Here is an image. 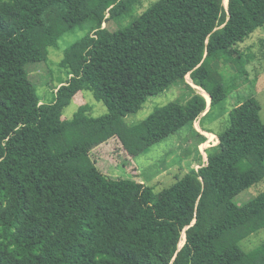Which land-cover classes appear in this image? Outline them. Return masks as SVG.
Here are the masks:
<instances>
[{"label": "trees", "instance_id": "16d2710c", "mask_svg": "<svg viewBox=\"0 0 264 264\" xmlns=\"http://www.w3.org/2000/svg\"><path fill=\"white\" fill-rule=\"evenodd\" d=\"M137 1L0 0V264H264V243L239 246L264 229V191L234 202L264 180V122L253 96L229 112L204 166L158 193L103 173L92 154L119 139L137 157L185 129L198 150L206 138L194 124L212 133L204 119L246 82L244 43L264 35V0H158L122 27ZM113 23L108 37L90 38ZM85 25L66 49L67 80L44 103L29 65ZM174 85L176 101L125 123ZM83 91L107 113L91 117L81 106L64 118Z\"/></svg>", "mask_w": 264, "mask_h": 264}, {"label": "rangeland", "instance_id": "374dc122", "mask_svg": "<svg viewBox=\"0 0 264 264\" xmlns=\"http://www.w3.org/2000/svg\"><path fill=\"white\" fill-rule=\"evenodd\" d=\"M156 1L158 0H138L134 6L135 9H131L132 12L125 16L126 19H122V27L129 25L134 18L141 15ZM116 28V23H113L110 29H104L103 26L99 31L92 33L90 38L98 41L99 39L108 37L109 33L116 30ZM88 29L89 27L85 25L74 32L64 35L58 41L57 47H50L48 49L46 62L29 65V76L35 86L37 95L44 103L52 100L56 88L68 78V69L64 65L67 47L83 37ZM90 46L91 44L84 51L86 52ZM244 48H246L244 51L246 56L244 57L250 59V63L245 66L247 72L245 76L246 82L241 84L239 89L229 90L226 98L214 106L210 114L203 121L202 127L214 133V138L204 132L206 140L198 146L197 150L194 146L185 142L184 139L187 133L185 129L181 133L170 136L151 146L137 157L128 156L121 148L123 145L119 139L120 145L117 140H111L108 145H101L92 151L98 169L114 178L139 181L144 185L152 187L154 193H158L171 186L178 177L183 176L191 170L197 171L204 166L207 161V152L217 145V135L225 131L229 126V112L239 103L253 96L261 106L259 115L260 119L264 122L263 33L259 30L253 33L244 43ZM223 74L225 75L223 83L226 86H230L227 78L228 75ZM186 81L192 85L189 76H186ZM229 86H227L228 89ZM195 89L198 94L202 95L199 89ZM179 97V87L174 85L165 90L161 95L148 99L141 110L125 118V123L130 125L138 124L155 109L174 102ZM81 106L87 108V113L91 117H101L107 113V109L102 102L95 100L91 92L83 91L73 98L71 104L64 110L63 117L71 119ZM194 127L200 132L201 126L199 127L198 121L194 124ZM206 142L207 144H205ZM262 191H264V180L236 196L234 202L242 206ZM262 243H264V229L241 241L239 246L244 252H250ZM182 245L183 243L180 242L179 248Z\"/></svg>", "mask_w": 264, "mask_h": 264}, {"label": "crops", "instance_id": "0c3cea01", "mask_svg": "<svg viewBox=\"0 0 264 264\" xmlns=\"http://www.w3.org/2000/svg\"><path fill=\"white\" fill-rule=\"evenodd\" d=\"M192 86V85H191ZM193 88H195L194 86H192ZM208 109H209V104H208V102H207V109L205 110V112L204 113H206L207 111H208ZM204 115V114H203ZM199 124V123H198ZM199 127H200V125H199ZM201 128V127H200ZM205 131H203L202 129H200V133L202 134V135H204L203 133H204ZM206 134L207 135H210V134H212L213 135V137H215V135H214V133H210L209 134V132H206ZM212 135H210V136H212ZM217 143H218V141H217ZM214 145H216V143H214Z\"/></svg>", "mask_w": 264, "mask_h": 264}, {"label": "bare ground", "instance_id": "6f19581e", "mask_svg": "<svg viewBox=\"0 0 264 264\" xmlns=\"http://www.w3.org/2000/svg\"><path fill=\"white\" fill-rule=\"evenodd\" d=\"M193 85V84H192ZM194 86V85H193ZM196 88V87H195ZM201 93H202V95L204 96V97H206V95L202 92V91H200ZM209 100V99H208ZM214 138V137H213Z\"/></svg>", "mask_w": 264, "mask_h": 264}]
</instances>
